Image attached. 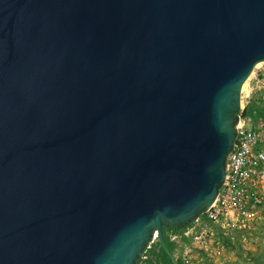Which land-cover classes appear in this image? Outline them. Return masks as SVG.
I'll return each mask as SVG.
<instances>
[{
	"label": "water",
	"instance_id": "obj_1",
	"mask_svg": "<svg viewBox=\"0 0 264 264\" xmlns=\"http://www.w3.org/2000/svg\"><path fill=\"white\" fill-rule=\"evenodd\" d=\"M264 0H0V264H137L206 212Z\"/></svg>",
	"mask_w": 264,
	"mask_h": 264
},
{
	"label": "built area",
	"instance_id": "obj_2",
	"mask_svg": "<svg viewBox=\"0 0 264 264\" xmlns=\"http://www.w3.org/2000/svg\"><path fill=\"white\" fill-rule=\"evenodd\" d=\"M252 77L246 103L241 106L246 108V115L241 118L238 114L236 137L225 162L224 182L214 202L187 226L163 229L168 243L179 248L182 264H192L195 249L208 250L218 245L219 237L234 240L264 220V94L252 98L254 93L264 90V73ZM252 102L257 108L247 115V105ZM159 247L154 231L137 264L158 256Z\"/></svg>",
	"mask_w": 264,
	"mask_h": 264
},
{
	"label": "rangeland",
	"instance_id": "obj_3",
	"mask_svg": "<svg viewBox=\"0 0 264 264\" xmlns=\"http://www.w3.org/2000/svg\"><path fill=\"white\" fill-rule=\"evenodd\" d=\"M263 73L264 64L254 68L242 89L241 106L246 103V94L248 87L252 84V76L257 74L261 76ZM263 94L264 90L257 91L252 98L257 99ZM258 125L263 127L262 124ZM169 249L176 264H182L179 261V248L169 244ZM195 251L192 264H264V220L243 236H235L234 240L219 237L218 245L208 250L195 249ZM156 254L158 256H151L150 261L144 264H164L160 249Z\"/></svg>",
	"mask_w": 264,
	"mask_h": 264
},
{
	"label": "trees",
	"instance_id": "obj_4",
	"mask_svg": "<svg viewBox=\"0 0 264 264\" xmlns=\"http://www.w3.org/2000/svg\"><path fill=\"white\" fill-rule=\"evenodd\" d=\"M256 105L252 102L250 104L247 105V115L250 114V112H252L254 109H256ZM259 110V109H258ZM260 114H262V112L259 110ZM164 228H176V227H164ZM163 228V229H164ZM163 240L165 243V249L162 247V245L160 244V252L163 254V261L164 264H176V262L174 261V258L171 255L170 249H169V244H168V240L164 237L163 235Z\"/></svg>",
	"mask_w": 264,
	"mask_h": 264
},
{
	"label": "bare ground",
	"instance_id": "obj_5",
	"mask_svg": "<svg viewBox=\"0 0 264 264\" xmlns=\"http://www.w3.org/2000/svg\"><path fill=\"white\" fill-rule=\"evenodd\" d=\"M260 64H264V62H259V63H257L256 66H255V68H257ZM249 77H251V75H250ZM246 81H247V80H246ZM246 81H245V82H246ZM244 85H245V83L243 84V87H244ZM243 87H242V89H243Z\"/></svg>",
	"mask_w": 264,
	"mask_h": 264
}]
</instances>
